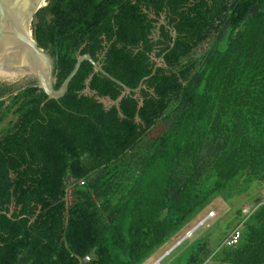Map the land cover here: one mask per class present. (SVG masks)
Masks as SVG:
<instances>
[{"label":"trees","instance_id":"1","mask_svg":"<svg viewBox=\"0 0 264 264\" xmlns=\"http://www.w3.org/2000/svg\"><path fill=\"white\" fill-rule=\"evenodd\" d=\"M32 32L57 90L86 54L131 89L164 61L140 93L89 62L58 101L0 84V264H145L264 184V0H53ZM255 205L239 245L207 233L170 264H264Z\"/></svg>","mask_w":264,"mask_h":264},{"label":"water","instance_id":"2","mask_svg":"<svg viewBox=\"0 0 264 264\" xmlns=\"http://www.w3.org/2000/svg\"><path fill=\"white\" fill-rule=\"evenodd\" d=\"M43 1L44 0H0L1 83L15 84L23 80L30 81L31 83L35 82L36 86L42 89L47 95L48 101H58L67 95L70 84L78 74L82 65L85 62H89L93 65L96 73L102 74L124 88L126 94L140 93L144 87V83L155 76L157 68L162 66L164 61L163 57L157 62L152 75L143 79L137 89H131L106 72L91 55L86 54L78 58L74 70L64 81L60 89L57 90L55 88L57 83L55 63L51 56L44 49L39 47L32 32L35 16L39 11L53 2V0H49L45 7H41ZM259 10V6L254 7L252 9V14L256 15ZM176 38L177 33L175 32L172 48L175 46ZM5 62H9L10 67H7ZM179 243L180 242L173 246L165 255L173 251Z\"/></svg>","mask_w":264,"mask_h":264},{"label":"rangeland","instance_id":"3","mask_svg":"<svg viewBox=\"0 0 264 264\" xmlns=\"http://www.w3.org/2000/svg\"><path fill=\"white\" fill-rule=\"evenodd\" d=\"M28 82L27 86L31 83L30 81ZM86 94L94 95V93L90 90H87ZM101 101L105 104L106 108H111L116 105V103L111 102L109 99H101ZM257 198L264 201V184L261 182H254L249 192L234 198L230 203L225 202L222 199H218L214 204L201 212L191 223H189L180 235L170 241L167 246L152 256L145 264H155L157 260L161 259L165 255L164 252L169 251L171 247L175 246L176 242L178 240L180 241L181 238L188 231L194 228L201 220H203L210 211H214L216 213V217L209 220L207 224L201 227L200 230L194 234V236L187 240L188 242L182 246L183 248H180L179 250L181 251L185 249L192 241L207 233L211 234V246L214 249H217V247H220L219 245L225 241L228 235L235 228L240 227L238 225L244 217H239L237 215L238 211H241L243 213L242 215L245 217L248 216L256 208L255 199ZM179 250L172 254L173 256L170 254V257L166 258V260L163 261V264H170V261L180 252Z\"/></svg>","mask_w":264,"mask_h":264},{"label":"built area","instance_id":"4","mask_svg":"<svg viewBox=\"0 0 264 264\" xmlns=\"http://www.w3.org/2000/svg\"><path fill=\"white\" fill-rule=\"evenodd\" d=\"M215 216H216L215 212H210L205 220H203L193 231L187 233V235L179 241L180 243L178 244V246H180L183 242L189 240L192 236H194L195 232L201 226L205 225L209 220L213 219ZM241 240H242V230L241 228H237L232 233H230V235L223 242L222 246L235 247L240 244ZM170 253H172V251L164 255L161 259L157 260L155 264H163V261L166 260V258L170 255ZM88 261H90V256H87L85 258V262Z\"/></svg>","mask_w":264,"mask_h":264},{"label":"flooded vegetation","instance_id":"5","mask_svg":"<svg viewBox=\"0 0 264 264\" xmlns=\"http://www.w3.org/2000/svg\"><path fill=\"white\" fill-rule=\"evenodd\" d=\"M27 83H29L27 80H23V81L15 83V84L1 83L0 82V84L8 85L9 88H12L14 92L26 88L27 87Z\"/></svg>","mask_w":264,"mask_h":264},{"label":"clouds","instance_id":"6","mask_svg":"<svg viewBox=\"0 0 264 264\" xmlns=\"http://www.w3.org/2000/svg\"><path fill=\"white\" fill-rule=\"evenodd\" d=\"M255 209H256V208H255ZM255 209H254V210H255ZM254 210H253V211H254ZM210 212H214V211H210ZM210 212H209V213H210ZM215 214H216V213H215ZM208 215H209V214H208ZM208 215H207V216H208ZM207 216H206L203 220H205V219L207 218ZM203 220H201V221H200V222H199V223H198L193 229H191L189 232L193 231V230H194V229H195V228H196V227H197V226H198ZM207 223H208V222H207ZM207 223H206V224H207ZM203 226H204V225H203ZM203 226H201V227H203ZM201 227H200V228H201ZM200 228H199L196 232H198V231L200 230ZM189 232H188V233H189ZM196 232H195V233H196Z\"/></svg>","mask_w":264,"mask_h":264},{"label":"bare ground","instance_id":"7","mask_svg":"<svg viewBox=\"0 0 264 264\" xmlns=\"http://www.w3.org/2000/svg\"><path fill=\"white\" fill-rule=\"evenodd\" d=\"M48 1H49V0H44L43 3H42V6H41V7H45V6L47 5ZM5 65H6L7 67H10L9 62H5Z\"/></svg>","mask_w":264,"mask_h":264},{"label":"crops","instance_id":"8","mask_svg":"<svg viewBox=\"0 0 264 264\" xmlns=\"http://www.w3.org/2000/svg\"><path fill=\"white\" fill-rule=\"evenodd\" d=\"M215 217H216V216H215ZM215 217H214V218H215ZM237 228H238V227H237ZM237 228H235V229H237ZM235 229H234V230H235ZM234 230H233V231H234ZM233 231H232V232H233ZM232 232H231V233H232ZM229 235H230V234H229ZM229 235H228V236H229Z\"/></svg>","mask_w":264,"mask_h":264}]
</instances>
